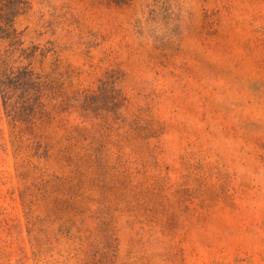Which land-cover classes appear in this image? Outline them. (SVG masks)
Masks as SVG:
<instances>
[{
  "label": "rangeland",
  "instance_id": "1",
  "mask_svg": "<svg viewBox=\"0 0 264 264\" xmlns=\"http://www.w3.org/2000/svg\"><path fill=\"white\" fill-rule=\"evenodd\" d=\"M0 58V264H264V0H8Z\"/></svg>",
  "mask_w": 264,
  "mask_h": 264
},
{
  "label": "trees",
  "instance_id": "2",
  "mask_svg": "<svg viewBox=\"0 0 264 264\" xmlns=\"http://www.w3.org/2000/svg\"><path fill=\"white\" fill-rule=\"evenodd\" d=\"M0 39H8V0H0ZM8 53V51L6 52ZM5 61L0 58V87L2 88V99L4 108L8 109L10 113L14 112V108L10 105V100L13 98L14 93L12 92L11 86L22 85L24 80L22 73L29 74L27 68L23 70L14 71L13 68L8 73V68L2 70L5 66Z\"/></svg>",
  "mask_w": 264,
  "mask_h": 264
}]
</instances>
